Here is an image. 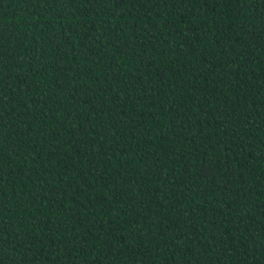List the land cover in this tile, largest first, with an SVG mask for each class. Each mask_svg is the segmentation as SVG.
<instances>
[{"label":"trees","instance_id":"obj_1","mask_svg":"<svg viewBox=\"0 0 264 264\" xmlns=\"http://www.w3.org/2000/svg\"><path fill=\"white\" fill-rule=\"evenodd\" d=\"M0 264H264V0H0Z\"/></svg>","mask_w":264,"mask_h":264}]
</instances>
